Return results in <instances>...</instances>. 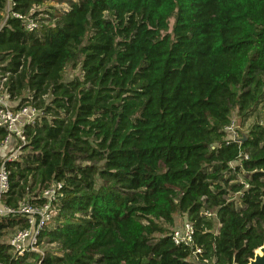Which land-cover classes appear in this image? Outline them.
I'll return each mask as SVG.
<instances>
[{
	"label": "trees",
	"instance_id": "16d2710c",
	"mask_svg": "<svg viewBox=\"0 0 264 264\" xmlns=\"http://www.w3.org/2000/svg\"><path fill=\"white\" fill-rule=\"evenodd\" d=\"M13 3L0 0V91L37 115L12 137L5 202L62 189L43 255L15 254L4 239L28 219L0 216V264H247L264 244V0ZM70 65L81 76L66 80ZM177 214L190 246L172 240Z\"/></svg>",
	"mask_w": 264,
	"mask_h": 264
},
{
	"label": "built area",
	"instance_id": "2783aa9c",
	"mask_svg": "<svg viewBox=\"0 0 264 264\" xmlns=\"http://www.w3.org/2000/svg\"><path fill=\"white\" fill-rule=\"evenodd\" d=\"M14 6L13 0H7L6 12L8 13ZM14 17L22 18L26 28L33 31L37 28V23L30 19L24 18L20 14L13 13ZM0 126L5 127L9 135L4 142L10 143L12 137H17L23 144L25 143L24 127L34 121L37 111L31 107H23L16 110L10 105L9 96L0 91ZM234 130L233 123L226 127L229 132ZM229 138V137H228ZM234 139L235 138H229ZM22 146L12 148L11 153L0 161V216L21 214L28 219L29 228L19 230L9 241L15 254L23 255L26 252H35L39 246V237L41 231L52 221L56 214V206L61 197V183L52 184L50 187L41 191L40 197L45 199L44 204L34 205L29 202H21L17 208L6 205L5 199L10 190L9 171L6 162L16 160ZM247 157V156H246ZM212 216V213H206ZM195 227L189 221H184L180 226L175 227L171 232L172 240L177 245H192L194 243ZM200 252L198 249L194 254ZM195 260V259H194Z\"/></svg>",
	"mask_w": 264,
	"mask_h": 264
},
{
	"label": "rangeland",
	"instance_id": "374dc122",
	"mask_svg": "<svg viewBox=\"0 0 264 264\" xmlns=\"http://www.w3.org/2000/svg\"><path fill=\"white\" fill-rule=\"evenodd\" d=\"M40 9H43V8L42 7L41 8H37L36 10H40ZM173 24H174V18H172L170 20V26H171V28H172ZM76 76H81L80 67L74 68L71 65L68 66L67 69H66V71H65V78H66V80H71V79H73ZM256 120L257 119L254 117L249 122H247V124H251V123L255 122ZM232 121H233V128H234V130H232V131L229 132V136H228L229 138L239 139L242 134H247V129L241 125L240 118L237 116V112L236 111L232 115ZM14 142H15L14 139H12L10 141V143H8L9 145L7 144V142H4L0 146V156L2 155L3 157H5V156L9 155L11 153L12 148H13V146L11 148V144H13ZM5 148H7L6 155H5ZM20 149H21V147H20ZM19 155L20 154H18V156ZM234 165L235 164H233V166ZM185 220H187V217H184V216H182L180 214L175 215V226L174 227L180 226ZM13 235H14V233L9 234L4 239V241L5 242H9ZM52 247L53 246H51V245H47L46 243H43V244H41V245H39L37 247V249L35 250V252L38 253V254H40V255H43L47 249H50Z\"/></svg>",
	"mask_w": 264,
	"mask_h": 264
},
{
	"label": "water",
	"instance_id": "95a60500",
	"mask_svg": "<svg viewBox=\"0 0 264 264\" xmlns=\"http://www.w3.org/2000/svg\"><path fill=\"white\" fill-rule=\"evenodd\" d=\"M247 264H264V244L255 250L254 257Z\"/></svg>",
	"mask_w": 264,
	"mask_h": 264
}]
</instances>
